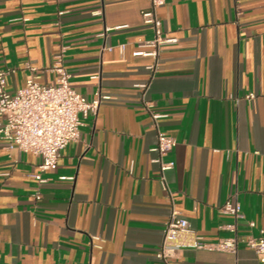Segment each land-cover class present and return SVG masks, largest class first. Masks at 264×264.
<instances>
[{"label":"crops","instance_id":"0c3cea01","mask_svg":"<svg viewBox=\"0 0 264 264\" xmlns=\"http://www.w3.org/2000/svg\"><path fill=\"white\" fill-rule=\"evenodd\" d=\"M150 6L0 0L11 94L32 75L54 84L48 70L62 55L74 91L108 98L55 170L40 173L39 157L0 140V264H165L173 209L208 244L264 238V0H167L158 14L175 41L156 66L133 55L154 38L142 18ZM152 114L177 142L164 174ZM228 203L241 218L223 212ZM170 263L260 261L240 243L235 253L187 248Z\"/></svg>","mask_w":264,"mask_h":264},{"label":"built area","instance_id":"2783aa9c","mask_svg":"<svg viewBox=\"0 0 264 264\" xmlns=\"http://www.w3.org/2000/svg\"><path fill=\"white\" fill-rule=\"evenodd\" d=\"M150 8L142 12L143 22L154 30V38L142 41L134 56L153 58L155 66L159 60L162 47L175 39L165 36L158 10L167 0H149ZM153 66H151L152 68ZM36 69H32L35 71ZM56 75L54 84H42L40 76L32 75L26 85L11 94L7 90L8 71L0 70V140L6 141L10 148L29 152L41 159L40 173L55 170L61 152L72 142L81 138L82 118L97 114L101 102L108 99L100 91L93 100L77 93L71 86V74L63 65L62 55L48 70ZM253 98V96H249ZM163 116L152 114L153 126L158 132L155 151L161 172L174 167L173 162L164 161L163 156L170 152L177 142L158 129V122ZM43 182L41 175L36 177ZM65 179V178H61ZM165 181V178L163 177ZM223 212L241 218L240 208L226 204ZM254 227V223H250ZM240 243L245 244L258 255L260 264H264V238L247 237L244 239H223L215 244H208L191 229L188 221L179 217L173 209L171 218L164 230V241L157 258L165 264L184 249H209L235 253Z\"/></svg>","mask_w":264,"mask_h":264}]
</instances>
